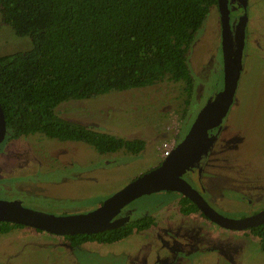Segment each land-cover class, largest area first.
Returning <instances> with one entry per match:
<instances>
[{"label":"rangeland","instance_id":"obj_1","mask_svg":"<svg viewBox=\"0 0 264 264\" xmlns=\"http://www.w3.org/2000/svg\"><path fill=\"white\" fill-rule=\"evenodd\" d=\"M247 8L233 102L217 128L220 173L208 180L212 195L205 197L215 211L233 218L264 208V0H247ZM220 39L219 14L211 5L186 53L194 99L188 107L184 83L163 79L143 88L64 100L54 108L56 116L97 132L143 140L144 150L137 156L121 151L100 155L84 143L42 134L13 138L7 128L0 143V201H18L49 215L81 214L156 167L204 83L210 96L221 81ZM32 48L30 38L16 36L0 15V56ZM227 139L228 145L221 144ZM229 168L235 177L227 176ZM196 174L188 171L182 178L199 190ZM177 194L157 191L127 204L120 215L130 221L150 215L156 226L114 243L72 247L57 235L15 228L0 235V264H264V252L253 235L222 229L199 214H181Z\"/></svg>","mask_w":264,"mask_h":264},{"label":"trees","instance_id":"obj_2","mask_svg":"<svg viewBox=\"0 0 264 264\" xmlns=\"http://www.w3.org/2000/svg\"><path fill=\"white\" fill-rule=\"evenodd\" d=\"M217 0H0L1 23L33 48L0 56V106L13 138L42 134L81 142L100 155H139L143 140L104 134L54 114L68 99L151 86L163 79L184 83L185 103L193 94L186 53ZM183 215L197 213L178 199ZM156 226L152 216L101 232L63 236L69 246L108 244ZM19 224L0 222V235ZM37 232L40 230L34 229ZM253 235L264 252V223Z\"/></svg>","mask_w":264,"mask_h":264},{"label":"water","instance_id":"obj_3","mask_svg":"<svg viewBox=\"0 0 264 264\" xmlns=\"http://www.w3.org/2000/svg\"><path fill=\"white\" fill-rule=\"evenodd\" d=\"M222 24V52L223 89L218 100L221 101L217 113H213L217 101L194 121L185 138L159 164L145 173L138 175L123 188L102 199L101 205L92 211L65 215H49L44 212L29 209L18 201H0V222L19 224L24 227L40 230L59 237L75 234H89L101 232L106 228H113L110 223L118 212L128 203L143 195L157 191L177 192L189 199L202 215L220 228L243 231L264 223V209L253 216L244 218H230L218 214L189 184L182 175L192 166L196 159V151L191 145L202 139L207 130L214 127L225 115L236 88L240 72L239 57L230 58L229 45V18L227 0H217ZM243 16L238 24V35H241L244 26ZM240 37V36H239ZM6 132L3 111L0 106V143Z\"/></svg>","mask_w":264,"mask_h":264},{"label":"flooded vegetation","instance_id":"obj_4","mask_svg":"<svg viewBox=\"0 0 264 264\" xmlns=\"http://www.w3.org/2000/svg\"><path fill=\"white\" fill-rule=\"evenodd\" d=\"M227 3H228V18H229V33H230L229 45H230V52H231V54L229 56L232 60H236V55L239 57L240 70H241V60H242V52H243L242 50L244 48V42H245V25L247 22V9H248L247 8V0H227ZM215 6L217 7V11L219 14V22H220V30H221L220 47H221V69H222L221 70V76H222V78H221V81H219V83H217L215 85V88L211 91L212 94L210 96L207 95L209 85H206V83H204L203 88L201 90V93L198 95V98H196L197 99L195 101L196 103L194 102L193 110L191 111V109L187 108L185 113H184L185 117L182 120L181 127H180V130L176 136V139H174L172 142V148H174L176 145H178L185 138V136L188 134L189 130L191 129V126L193 125L194 121L197 119V117L202 113V111L204 109H208L216 100L217 103H216V106L214 107L213 113H217L219 110L220 104H221V101L218 99H219L220 94H221L222 89H223L224 58H223V52H222V24L220 21V11L218 8L217 1H216ZM243 16H245L243 30H242L241 35H238V24H239V22ZM239 74H240V72H239ZM193 100L194 99H193V94H192L191 99L189 100V102L187 104V107L190 105V103L193 102ZM232 102H233V97H232L231 104H232ZM231 104L229 105L225 115L221 118L219 123H217L211 129L207 130V132L205 133V135L202 139H199L198 141H196L194 143V145H191L192 151H196V159L193 161L192 166L189 167L185 173H187L188 171L197 172L198 175L196 174L195 180L198 181V185H199L198 189L199 190L194 188L188 181H186V180H184V181H186L189 184V186L192 189H194L204 200H205L206 196H208L210 198L212 195L211 190H210L212 187L209 186L208 180L213 178L214 175H216V173H220V172H218V166H219L220 162L216 158V156L219 155L220 152H219V149L216 148V145L220 142L221 137H220V134H219L217 128L219 127L222 120L228 114V111H229ZM230 141H231V139H227V140H224L223 142H221V144L226 143L228 145L230 143ZM160 161H162V159H160ZM229 170L231 173L228 175L227 174H225V175H227L229 178L235 177L233 168H229ZM227 171H228V169H226V172ZM199 182H200V184H199ZM205 182H206V184H205ZM200 192H202V194ZM177 196H179L180 198H185L182 195H180L179 193L177 194ZM178 199L176 201H178ZM101 201H102V199L99 202L89 206V208L87 210H85L83 213L97 209L101 205ZM205 202L207 203L206 200H205ZM82 203L85 204L84 206H87V204L89 202H82ZM261 210H258L254 213H251V214L245 213V215H242L241 217H234V218L250 217V216L255 215L256 213H258ZM217 213L220 214L219 212H217ZM195 214H199L203 219L210 222L207 218H205L202 215V213L199 212V210ZM220 215H222V214H220ZM222 216H224V215H222ZM225 217H227V216H225ZM230 218H233V217H230ZM128 221H130L128 215L127 216L126 215H120V212H118L112 219H110L109 222L110 223L117 222L116 224H113L112 227H120V226H123L124 224H126ZM210 223L214 224L213 222H210ZM222 229H225V228H222ZM249 229H246V230H249ZM226 230H228V229H226ZM134 233H137V232H134ZM60 239L63 240L62 237H60ZM88 243H96V242L93 241V242H88ZM120 264H125V263L122 260Z\"/></svg>","mask_w":264,"mask_h":264},{"label":"built area","instance_id":"obj_5","mask_svg":"<svg viewBox=\"0 0 264 264\" xmlns=\"http://www.w3.org/2000/svg\"><path fill=\"white\" fill-rule=\"evenodd\" d=\"M172 149V145H164V149L161 151V159H164Z\"/></svg>","mask_w":264,"mask_h":264}]
</instances>
